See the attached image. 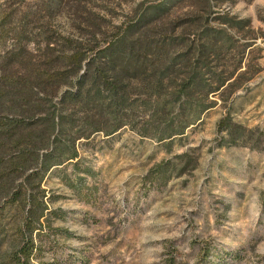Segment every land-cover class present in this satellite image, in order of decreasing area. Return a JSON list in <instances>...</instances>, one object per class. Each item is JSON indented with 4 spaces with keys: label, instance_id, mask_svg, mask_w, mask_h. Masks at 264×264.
<instances>
[{
    "label": "rangeland",
    "instance_id": "1",
    "mask_svg": "<svg viewBox=\"0 0 264 264\" xmlns=\"http://www.w3.org/2000/svg\"><path fill=\"white\" fill-rule=\"evenodd\" d=\"M227 111L264 145V0H0V264L24 231L37 264H264Z\"/></svg>",
    "mask_w": 264,
    "mask_h": 264
},
{
    "label": "trees",
    "instance_id": "2",
    "mask_svg": "<svg viewBox=\"0 0 264 264\" xmlns=\"http://www.w3.org/2000/svg\"><path fill=\"white\" fill-rule=\"evenodd\" d=\"M242 67V59L238 60L236 67H233L231 74H235ZM232 92V91H231ZM235 123L232 122L230 112L227 111L217 122L218 131L221 132L220 139L218 142L219 146L226 144H241L254 149H259L264 152V145L261 146L260 139L258 135L256 137L253 134V130H235ZM134 128V126H133ZM139 133L142 131L138 130ZM196 148H191L181 154H177L173 159L165 162H160L157 164V167L161 168L160 173L166 172L162 170V167H167L170 175L181 176L185 172L195 170L199 164V157H197ZM23 226L28 224L29 218L26 216ZM22 226V227H23ZM24 228V227H23ZM43 232V225L40 224V227H37L35 231ZM42 241V240H41ZM41 248L40 241L38 242L36 238H32L27 235V232L24 231L23 242L16 251V264H37L38 253Z\"/></svg>",
    "mask_w": 264,
    "mask_h": 264
}]
</instances>
